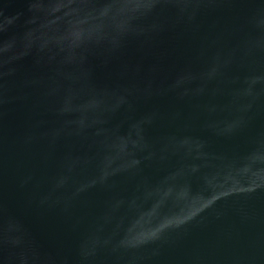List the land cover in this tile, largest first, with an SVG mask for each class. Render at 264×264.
<instances>
[{
	"label": "water",
	"instance_id": "95a60500",
	"mask_svg": "<svg viewBox=\"0 0 264 264\" xmlns=\"http://www.w3.org/2000/svg\"><path fill=\"white\" fill-rule=\"evenodd\" d=\"M0 264H264V0H0Z\"/></svg>",
	"mask_w": 264,
	"mask_h": 264
}]
</instances>
